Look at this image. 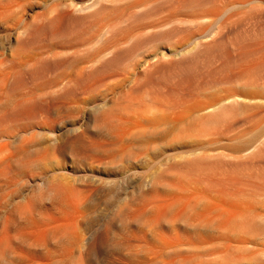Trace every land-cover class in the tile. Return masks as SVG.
<instances>
[{
  "label": "rangeland",
  "instance_id": "1",
  "mask_svg": "<svg viewBox=\"0 0 264 264\" xmlns=\"http://www.w3.org/2000/svg\"><path fill=\"white\" fill-rule=\"evenodd\" d=\"M61 179L91 232L120 228L130 205L142 219L126 234L160 248L155 264H264V0H0V264H17V211L38 199L27 226L42 224V185ZM176 194L190 220L205 206L227 220L226 242L176 221Z\"/></svg>",
  "mask_w": 264,
  "mask_h": 264
},
{
  "label": "bare ground",
  "instance_id": "2",
  "mask_svg": "<svg viewBox=\"0 0 264 264\" xmlns=\"http://www.w3.org/2000/svg\"><path fill=\"white\" fill-rule=\"evenodd\" d=\"M13 109L16 110V107ZM116 120L119 121L118 119H116ZM116 120H114L112 115L105 113L98 118L97 122L105 131H108L110 134H114V132H116L115 130L117 128L116 127ZM77 131L78 130H75V132H77ZM78 137H80V136H78ZM64 144H65V142H62V143L56 142L53 144L54 146L52 149L54 150V152L55 151L59 152L60 149H62L61 147ZM85 145H86V148L88 149V151H91V152L98 153V150L100 148V145H98L97 143H94V142L86 143ZM105 151H106V148H105ZM100 152L102 153V151H100ZM103 152H104V150H103ZM1 176L3 177V175H1ZM62 179L59 180L56 184L54 182L52 184L51 181L50 182L46 181V183L44 182L42 185L43 193L41 195V198H44L45 200L48 201L49 210L53 211V213H50V214H52V216H50V215H49L50 217H47L48 215L45 216L47 218L42 217L41 216L42 212H41L40 216L45 219V220H43L42 224L38 225V224L32 223L31 225L27 226L28 221H32V220L34 221L36 216H38V214H39L38 213L39 207L37 206V203L35 202L38 199L35 201L33 200L34 202L28 201V203L23 204L22 208H20L17 211L18 220L21 222V225H22V223L24 224V228L22 226L23 230L20 229L21 231L20 232L18 231L16 236L13 237L15 243L21 245V248L18 250L16 256L14 257V260L16 259L17 264H119L118 261L120 259L118 261H116L117 259L115 260V258H113V256H120L121 257L123 253L125 254L127 261L129 259V262H130L129 264H155L156 254L158 253V250L160 248L158 249V247L155 246V244H153L154 242L152 243L150 241H148V242L144 241L146 243L145 244L142 243L143 245L139 247V250H136L135 245H137V244H135L134 242H137L138 239H137V241H134V239L127 236L128 233L126 234V232H127L126 227L128 226V224L134 219H136V220L140 219L139 215L133 216L134 214L132 213L130 205L125 206L124 210L120 213V228L113 229V227H110L111 230H109V231L107 229H103V230L91 232L88 228H84V225H85L84 213H83V211H81V203H83V202H81L82 199L79 201L76 199L72 200L73 209H71V212H69V209L71 208L72 203L68 199L70 196H66V195L68 193L69 194L72 193L69 191L75 190L76 187L74 185L70 184L69 182L62 181ZM173 187L171 188V190L173 189ZM176 188H177V186H176ZM182 189H181V191H182ZM189 190H191V188ZM187 191L185 190L182 192H184V194H185V192H187ZM182 192H180V193H182ZM186 194H188V193H186ZM175 197H176L177 201H178V199L180 200V201H178L179 203H181V204L183 203V201L181 202V200L184 199L183 198L184 196H182L183 199H180L181 196L178 198V195L177 196L174 195V198ZM185 198H187V196H185ZM189 198H190V195H189ZM67 199L71 203L70 206L68 203L69 201H67ZM171 199H172V197H171ZM157 200H156V204L155 203H153V204H155V206L158 208L157 204H158V202H160V200L159 201H157ZM184 200L186 202L184 201V204H182L181 206H183V205L185 206V204H187L188 199H184ZM209 200H211V199H209ZM205 201H206V199H205ZM153 202H154V200H153ZM161 203H162V200H161ZM160 204H158V205H160ZM165 204L166 203H164L163 205L165 206ZM176 204L178 205V203L175 200V202L171 201L170 203L166 204L165 208H164V206H162V209H164L163 213L160 212L161 213V215L159 214L160 216H158V214H155L154 218L156 220L153 219V221L154 222L157 221L156 223L162 224L165 221L166 215L168 213H170L171 211H173V208H175V206L176 207L179 206V205L177 206ZM206 204H208V203H206ZM149 205L150 204L147 203L146 207ZM68 206L70 207L69 209H68ZM184 206L182 208L180 207L181 209L184 208L182 211H180V213H179V210H178V212H176L178 215V216H175L176 221L178 219L181 220L180 222H184L186 227H188L190 230H192L195 233L201 232V231L206 232L207 230L211 231V229H213L217 233H220V235H221V236L218 235L219 238L217 237L218 238L217 242H219V243L226 242L225 241L226 237L224 238L223 233H225V231L229 225V222L227 220L224 221V218H223V221L222 220L219 221L218 219H221V218H216V216H215V218H211L210 216H212V214L209 215V213L211 212V208L209 209L210 210V212H209L208 206H205L207 208H202V209H204V210H202V212L200 214L202 216L199 215L198 216L199 218L196 217L197 218L196 220H193L194 218L192 220H190L191 218L189 219L187 217V212H188V210H190L189 209L190 205L188 204L185 207ZM160 207L161 206H159V208H158V213H159ZM219 207H218L219 209H217V210H220L221 208H223L221 206H219ZM192 208L194 209L193 206H192ZM176 209H178V208H176ZM214 210H216V209L214 208L213 211ZM223 210H224V208H223ZM203 211H204V213H203ZM151 212H153V210ZM148 213H149V211H148ZM217 213H218V211H217ZM223 215H224V213H223ZM43 216H44V214H43ZM171 217H174V216H171ZM213 217H214V215H213ZM146 223H148V220ZM172 223H174V222H172ZM150 224H151V222H150ZM180 224H183V223H180ZM108 226H111V225L109 224ZM229 231H230V229H228L227 233ZM4 233H5V237H2V238H4L3 239L4 243H6V245L7 244L9 245L10 238H8L9 236L8 237L6 236V232H4ZM198 235H199V233H198ZM156 237H157V235H156ZM188 237H190V236H188ZM152 238H154V234H153ZM194 238H196V237H194ZM215 239H216V237H215ZM230 241L231 240H229V245H230ZM227 242H228V240H227ZM171 243H173V242H171ZM174 245H175V243H174ZM214 246H216V245H213V247ZM222 246H227V245L224 244ZM186 247H187V249L186 248H184V249L188 250V248H189L192 251L194 250V251H199V252H206L209 248H211L209 246V244H193V243L188 244ZM170 248H172V246L169 247V249ZM136 251L140 252V253L144 252V254L148 253L147 255L151 254L152 258L153 257L154 258L148 262H146L145 260H147V259H145V260H141V261L139 260L137 263H133L130 260L133 257V255L136 254ZM171 252H173V251H171ZM217 254H220V253L217 252ZM228 254H229V246L224 248V256H228ZM147 255H146V257H147ZM230 255H231V253H230ZM200 258H201V256H200ZM215 258H216V256H215ZM179 260L184 261L186 259L183 258V259H179ZM225 261L226 260H224V262ZM156 262H158V261H156ZM161 262L163 263L164 261H161ZM161 262H159V263H161ZM188 262L184 261L182 264H189ZM166 263H168V262L166 261ZM213 263H215V262L213 261ZM168 264H179V263L177 261L176 262L171 261ZM180 264H181V261H180Z\"/></svg>",
  "mask_w": 264,
  "mask_h": 264
}]
</instances>
